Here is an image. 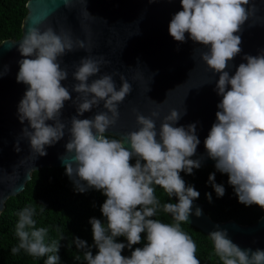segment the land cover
<instances>
[{
  "label": "clouds",
  "instance_id": "9594fccd",
  "mask_svg": "<svg viewBox=\"0 0 264 264\" xmlns=\"http://www.w3.org/2000/svg\"><path fill=\"white\" fill-rule=\"evenodd\" d=\"M180 3L182 10L172 16L169 34L180 43L186 42L187 34L194 43L204 45L207 51L201 52V59L218 74L214 90L222 99L217 104L216 121L204 140L207 156L215 161L217 171L228 175L240 203L264 209V49L257 55L245 54L246 62L240 63L234 74L228 71L230 62L242 51L237 33L249 19V0ZM45 19L33 17L18 44L22 59L18 61L16 80L28 85L17 109L20 122H28L23 136L29 140L32 153L44 156L46 146L63 139L67 128L69 139L61 160L75 190L94 188L106 196L100 208L106 223L96 217L89 220L97 253L93 255L92 246L79 237H74L72 243L83 250L86 264H201L196 243L181 228V222H189L193 201L200 195L193 186H186L180 175H191L202 164L203 157L191 158L200 144L196 123L175 126L183 113L173 108L157 129L153 117L158 118L159 112L153 111L150 116L137 112L136 130L119 138L106 136L108 129L115 126L118 106L131 93L132 85L118 72L104 73L90 81L110 61L103 55H88L75 66L72 76L76 83L70 92L61 83L68 79V72L58 58L77 47L84 49L85 45L74 43L67 34L51 27L42 30L39 25ZM115 75L120 76L119 88ZM72 92L77 94L75 98ZM67 101L76 108L70 127L61 118ZM101 102L106 111L80 118ZM133 158L134 164L130 163ZM208 183L218 197L225 194L224 186L216 183L215 173L209 174ZM156 186L169 198L177 197L178 202L161 205ZM206 197L211 202V193ZM41 205L42 214L46 207ZM161 208L175 223L153 219ZM194 214L199 217L202 210L197 207ZM17 215L15 233L19 243L11 253L23 250L34 258L47 257L44 264H60L57 253L63 234L59 240L45 243L48 229L36 227L37 208L26 206ZM141 233H146L144 246L136 247L130 256L122 255L125 247L132 249L141 242ZM208 235L222 264H264V250L242 249L228 237L226 229L217 226ZM121 236L126 238V244L116 240ZM74 259L79 261L80 256Z\"/></svg>",
  "mask_w": 264,
  "mask_h": 264
},
{
  "label": "water",
  "instance_id": "95a60500",
  "mask_svg": "<svg viewBox=\"0 0 264 264\" xmlns=\"http://www.w3.org/2000/svg\"><path fill=\"white\" fill-rule=\"evenodd\" d=\"M25 7L27 11L21 19L20 37H7L0 41L2 211L8 198L23 191L34 171L65 167L61 156L66 153L65 145L69 139L67 128L65 137L52 146H46L47 155L40 156L32 153L29 140L23 136V128L28 122L22 124L18 118V104L28 87L16 80L18 61L22 59L18 44L32 24L33 17H46L39 25L42 30L51 27L57 33L67 34L74 43L85 45L84 49L77 47L58 58L61 67H66L68 72V79L61 83L69 87L70 92L71 85L76 83L72 76L75 66L88 55L94 58L103 55L110 61L102 65L100 73L90 81L104 73L118 72L132 85L131 93L118 106L119 118L115 126L105 134L119 138L136 130L139 127L137 112L146 116L153 111L159 112L158 118L153 117L159 129L163 117L175 108L183 113L175 126L187 127L196 123L200 144L191 158L203 157L202 167L215 168V161L207 156L204 140L216 121L217 104L222 99L214 90L218 74H214L201 59V52L207 51L204 45L194 43L187 34L184 43L175 41L169 34L172 16L182 10L180 0H67V3L65 0H26ZM246 7L249 19L237 33L241 36L242 51L230 62V75L240 63L246 62L243 60L245 54L257 55L264 49V0H249ZM113 78L119 88L120 76ZM71 94L73 98L77 95L75 92ZM99 111H106L103 102L80 118H91ZM73 115H76L75 106L71 101L65 102L61 118L68 127ZM197 207L202 210L199 217L194 214ZM187 223L201 230L209 239L208 233L219 226L226 229L228 237L242 249L264 250V214L248 225L235 220L217 222L205 212L200 202L194 200L193 213Z\"/></svg>",
  "mask_w": 264,
  "mask_h": 264
},
{
  "label": "trees",
  "instance_id": "16d2710c",
  "mask_svg": "<svg viewBox=\"0 0 264 264\" xmlns=\"http://www.w3.org/2000/svg\"><path fill=\"white\" fill-rule=\"evenodd\" d=\"M25 2L26 0H0V41L7 37L11 39L20 37L21 19L27 11ZM130 163L134 164L135 158ZM210 173H215L216 183L224 186L225 194L222 197H218L208 183ZM180 175L185 180L186 186L191 185L200 193L199 198L195 200L203 205L205 212L214 221L235 220L240 224L248 225L255 223L264 214V209L256 204L246 206L240 203L233 186L228 183V175L217 171L216 168L201 166L193 169L191 175L185 172H181ZM206 193H211V202L206 197ZM155 194L161 205L178 201L175 196L169 198L159 186H156ZM105 199L106 196L102 191L94 188L85 192L76 191L73 181L65 172V167H46L34 171L23 191L8 198L4 210L0 213V264H44L47 257L34 258L23 250L16 255L11 253V248L19 243L15 233V225L19 219L17 214L30 205L37 208V215L34 216L36 227L48 229L45 243L50 244L54 240H59L61 234L65 237L59 241L57 254L60 257V264H86L83 250L77 249L72 239L79 237L87 241L88 245L92 246L93 255L97 253L98 249L93 246L92 226L89 220L96 217L106 223V218L100 211ZM41 203L46 207L42 214L39 212ZM153 219L169 224L175 223L172 216L163 212L162 208ZM181 228L196 243V255L201 264H222L214 252L212 241L206 234L187 222H181ZM141 237L139 244L133 245L132 249L125 247L121 254L130 256L131 251L136 247H143L146 243V233H141ZM116 240L127 243L123 236L117 237ZM77 255L80 256L79 261L74 259Z\"/></svg>",
  "mask_w": 264,
  "mask_h": 264
}]
</instances>
